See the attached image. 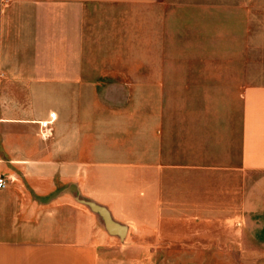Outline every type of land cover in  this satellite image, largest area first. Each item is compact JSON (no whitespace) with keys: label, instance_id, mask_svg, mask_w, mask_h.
Masks as SVG:
<instances>
[{"label":"crops","instance_id":"crops-1","mask_svg":"<svg viewBox=\"0 0 264 264\" xmlns=\"http://www.w3.org/2000/svg\"><path fill=\"white\" fill-rule=\"evenodd\" d=\"M156 1L0 0V264L210 255L227 224L264 250V84L149 126L139 111L137 154L129 110L84 85L94 5Z\"/></svg>","mask_w":264,"mask_h":264},{"label":"rangeland","instance_id":"rangeland-1","mask_svg":"<svg viewBox=\"0 0 264 264\" xmlns=\"http://www.w3.org/2000/svg\"><path fill=\"white\" fill-rule=\"evenodd\" d=\"M83 71L86 87L129 110L123 139L137 154L139 111L149 126L187 105L224 108L236 102L240 84H264V0L94 5V59H83ZM123 110L114 107L116 121ZM226 226L220 234L227 239L212 241L221 250L159 256L157 263L264 264V250L240 225Z\"/></svg>","mask_w":264,"mask_h":264},{"label":"water","instance_id":"water-1","mask_svg":"<svg viewBox=\"0 0 264 264\" xmlns=\"http://www.w3.org/2000/svg\"><path fill=\"white\" fill-rule=\"evenodd\" d=\"M105 218H106V227H107V229H108V231L110 232V233H112V234H117V235H122L123 234V228H119V227H117V226H114V225H112L110 222H109V220H108V218H107V216L105 215Z\"/></svg>","mask_w":264,"mask_h":264},{"label":"built area","instance_id":"built-area-1","mask_svg":"<svg viewBox=\"0 0 264 264\" xmlns=\"http://www.w3.org/2000/svg\"><path fill=\"white\" fill-rule=\"evenodd\" d=\"M50 119H51V120H54V119H55V114L51 113V114H50ZM48 124H49V122H43V123H41V126H42L43 128H47ZM5 185H6V181H5V179H4L2 176H0V189H1V188H4Z\"/></svg>","mask_w":264,"mask_h":264}]
</instances>
